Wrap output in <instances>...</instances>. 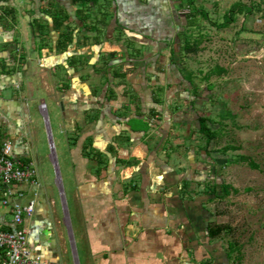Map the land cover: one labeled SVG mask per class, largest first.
Returning a JSON list of instances; mask_svg holds the SVG:
<instances>
[{"label": "crops", "instance_id": "obj_1", "mask_svg": "<svg viewBox=\"0 0 264 264\" xmlns=\"http://www.w3.org/2000/svg\"><path fill=\"white\" fill-rule=\"evenodd\" d=\"M99 2L106 3V12L114 15L99 44L90 39L92 32L86 31L89 39H83L81 30L79 42L83 39L85 44H71L56 52V41L63 28L53 30L49 18L40 12L45 9V1L0 0V148L9 143L12 158L31 162L35 167L36 142L29 127L28 102L37 100L38 110L46 115L50 139L46 96L61 108L59 120L66 137L70 140L67 132L80 131L77 139L70 140L69 152L76 184L73 203L84 247L82 264H227L228 253L216 241L218 236L208 235V210L202 208L199 198L182 195H187L185 191L193 189V184L205 180L204 164L184 155L177 139L170 144L171 136L178 135L172 128L181 127L186 132L197 120L195 104L191 106L196 97L194 89L175 74L176 70L182 73L180 56L175 61L171 59V49H178L175 44L181 42L184 19L181 15L173 17L167 4L174 3V10L179 12L177 0ZM34 20L46 24L42 37L36 31L32 38L30 22ZM70 27L76 30L73 23ZM160 27V48L169 47L170 64L165 66V55H159L157 67L149 66L150 73L127 71L124 80L114 79L118 83L117 93L109 103L95 107L98 99L102 100L100 88L106 71L115 70L105 67L101 55L114 61L108 67H116L130 46L119 40L122 31L130 35L129 42L133 44L136 38L132 36L152 37ZM174 28L176 32L171 30ZM86 66L91 71L83 77L81 70ZM154 69L161 71V79H155ZM57 75L60 78L56 79ZM181 75L185 77L184 73ZM96 79L103 80L99 89L88 84ZM155 81L160 82L159 88ZM132 88L137 98L130 105ZM175 100L187 103L183 113L172 112L174 107L170 106ZM154 108L162 114L153 116ZM108 110L112 118L102 115V111L108 114ZM87 143L94 149L89 155L84 151ZM49 146L56 166L52 140ZM98 160L106 162V166L98 164ZM183 161L192 169L184 168ZM180 168L183 171L177 172ZM56 174L59 175L57 169ZM35 178V184L13 186L14 192L22 193V202L35 198L34 212L24 221L29 230V248L35 256L63 264L66 247L53 196L41 184L37 170ZM184 186L187 188L182 192ZM2 195L0 184V199ZM12 228L10 207L0 203V230Z\"/></svg>", "mask_w": 264, "mask_h": 264}, {"label": "rangeland", "instance_id": "obj_2", "mask_svg": "<svg viewBox=\"0 0 264 264\" xmlns=\"http://www.w3.org/2000/svg\"><path fill=\"white\" fill-rule=\"evenodd\" d=\"M181 4L179 12L174 10V3L167 4V8L170 7L173 17L182 16L183 33L190 42L199 43L196 52L179 54V66L186 77L192 75L199 96L194 107L198 115L207 118V125L214 132L209 141L199 132L197 120L186 132L181 127L172 128V132L178 135L171 136L170 144L177 139L181 152L189 154L197 163H203L204 173L210 175L209 179L193 184V189L185 191L187 195H182L188 199L199 198L202 208L209 212L207 223L224 226L216 241L230 253L227 264H264V0H193L192 3L183 0ZM234 4L244 5V9L236 13L231 22L220 26L226 22L224 15ZM192 11L197 13L193 24L185 17ZM201 11L206 13V18ZM171 30L177 31L175 28ZM152 35L155 49H158L161 46V27ZM119 40L127 46L122 34ZM133 47L142 52L153 49L137 40H133L128 50ZM159 53L166 57L164 65L170 64L169 47L160 48ZM81 56L85 61L86 56ZM90 71L86 66L81 74L84 77ZM47 75L50 77L49 73ZM57 78L60 77L57 75ZM102 82L96 79L88 84L99 89ZM44 101L56 166L50 158L48 130L37 100L28 102L29 127L33 142H36L34 164L41 184L53 196V208L60 220L66 247L62 263L82 264L84 247L80 242L81 225L73 203L76 184L69 152L70 140L77 139L80 131L67 132L69 140L61 128V108L46 96ZM186 105V102L175 100L170 107H174L172 112L183 113ZM224 147L228 149L224 150ZM181 164L192 169L186 161ZM214 184L216 194L221 192L222 184L230 185L236 191L215 196L210 194ZM182 188L184 192L187 187Z\"/></svg>", "mask_w": 264, "mask_h": 264}, {"label": "trees", "instance_id": "obj_3", "mask_svg": "<svg viewBox=\"0 0 264 264\" xmlns=\"http://www.w3.org/2000/svg\"><path fill=\"white\" fill-rule=\"evenodd\" d=\"M45 1V9H43V11H40L42 14L46 15V18H49V21L51 23V25L53 26V30H59L60 28H63L59 35H58V39L56 41V45H55V50L56 52H60L64 49L67 48V46H70L71 44H77V45H83V43L85 44L86 40L83 39H89V36L86 35V31L88 32H92L93 35H91L90 39L92 40V42H96L99 44L100 40H102V38L105 37L106 35V26L109 24L111 18L114 16L113 14H108V12H106V3L101 4L99 2V0H43ZM189 1V3H192L193 0H187ZM183 2V0H177V5L179 6L182 5L181 3ZM103 6V8H102ZM244 9V5H240V4H234L231 6L230 10L224 15L225 18V23H223L220 26H223L225 24H228L229 22H231V20L234 19V15L236 13L241 12ZM247 11H250L249 8L247 9ZM10 12V11H9ZM8 12V13H9ZM51 12V13H50ZM195 12H189L185 14L186 19L189 21L190 23L193 24V20H194V16H195ZM201 15L206 16V13L201 11ZM116 19V17H115ZM73 23L75 25V29L76 30H72L70 27V24ZM101 24H104L105 27H101ZM46 24L44 23H37V20L31 21L30 22V26H31V30H32V38H34L36 36V31L39 32V37H42V31L44 29ZM84 30V35H82V40L79 42V38H78V33L79 31ZM35 34V36H34ZM123 37L124 40L126 42H128L131 45V42H129L130 35L127 34L126 32H123ZM121 35V34H120ZM108 36V35H107ZM121 37V36H120ZM133 39L136 38V40L138 42H140L141 44H143V46H147V47H152V50H148L146 52H142L141 49H135L136 47L131 48L130 50H128L127 54L124 55L123 58L120 57V59L118 60V63L115 62V65L117 64L118 66L116 67H108L111 64V60L110 58H103L104 56L107 55H101V60L103 61L104 65H106V68H115V70L113 72H108L106 71V80L105 82H103V86L100 92V96L98 99V101L96 102V104L98 106L95 107H102L105 103H109L110 99L112 98V96H114L116 92V88L118 86V83L114 82L115 78H119L120 80H124V74L127 73V71L131 72V71H142V73H150L147 70H149V66L153 65L154 68L157 67V63H159V59L158 56L160 55L159 50H160V46L158 47V49H155V45H154V39H152V37L149 35H139L138 36H132ZM138 37V38H137ZM179 39H180V43H178V49H175L174 47L171 49V59L172 60H176L177 57H179L180 53L186 52H196L197 51V46H198V41H193V43L190 42L189 37H187L186 35H184L183 31L180 33L179 35ZM34 41V40H33ZM142 41V42H141ZM42 45V44H40ZM140 53V54H138ZM162 57V56H161ZM160 57V58H161ZM114 63V61L112 62ZM114 65V64H113ZM155 65V66H154ZM74 67V66H73ZM159 67V66H158ZM119 68V69H118ZM160 68V67H159ZM215 69L218 70V72L221 71V69H218V67ZM215 69L213 71H215ZM75 70V68H73V71ZM153 74L156 80L161 79V71L160 70H153ZM175 74L178 77H181L180 80H185L188 82V84L190 86H192V88L194 89V95L196 97H194L193 101L191 102V106H193L195 104V100H197V89L196 86L193 83V80L191 79L192 75H188L189 77H184L183 75H181V71L180 70H176ZM153 76V75H152ZM176 77V79L178 78ZM157 85V88H159V81H155ZM184 84V83H183ZM136 90H138V88L135 87ZM132 92L134 93V96H132L129 100L131 101L130 105L136 102V92L135 90L132 88ZM160 90V89H158ZM159 99H155L154 101L157 102ZM158 103V102H157ZM101 105V106H100ZM91 107H93V105L91 104ZM103 114L102 115H107L108 117H111V113H109V110L107 111L108 114H104V111H102ZM162 114L161 110H157V109H153L152 110V115L153 116H157V114ZM99 115V114H98ZM101 116V115H100ZM115 116V115H114ZM112 118V117H111ZM117 121L119 120L118 117ZM155 118V117H154ZM194 118L197 119L198 121V125H199V132L203 133L208 140L210 141V139H212L214 137V132L211 131V129L208 127L207 125V118L201 115H198L197 112L194 115ZM153 123L156 122V120L152 121ZM0 139H1V134H0ZM85 153L86 155H89L92 150V148L89 147V143H87L85 146ZM1 149V148H0ZM228 147H224V150H227ZM240 158H247L244 156H241ZM120 162V160H119ZM98 164H104L106 166V162H102L100 160H98ZM252 165H254L253 163H251ZM101 169V168H100ZM100 172V170H98ZM210 175H206L205 180L209 179ZM212 176V175H211ZM215 185H212V188L210 189V194H214L215 196H225L227 194H229V192L232 191H236L234 190L230 185L227 184H222L221 185V192L216 194L215 192ZM208 235L210 237H216L218 236L221 231L224 229V226L222 225H210L208 224ZM230 255V253L228 254V256Z\"/></svg>", "mask_w": 264, "mask_h": 264}, {"label": "built area", "instance_id": "obj_4", "mask_svg": "<svg viewBox=\"0 0 264 264\" xmlns=\"http://www.w3.org/2000/svg\"><path fill=\"white\" fill-rule=\"evenodd\" d=\"M35 177L33 163L12 158L11 145L4 143L0 149V184L3 186L0 203L10 207L13 228L0 230V264H55L33 255L29 248V230L24 221L34 212L35 198L22 202V193L13 191L15 185L35 184Z\"/></svg>", "mask_w": 264, "mask_h": 264}, {"label": "water", "instance_id": "obj_5", "mask_svg": "<svg viewBox=\"0 0 264 264\" xmlns=\"http://www.w3.org/2000/svg\"><path fill=\"white\" fill-rule=\"evenodd\" d=\"M44 116H46L45 114H44ZM45 119H46V117H45ZM52 139L50 138V141H51Z\"/></svg>", "mask_w": 264, "mask_h": 264}, {"label": "clouds", "instance_id": "obj_6", "mask_svg": "<svg viewBox=\"0 0 264 264\" xmlns=\"http://www.w3.org/2000/svg\"><path fill=\"white\" fill-rule=\"evenodd\" d=\"M42 104H43V103H42ZM42 104H41V105H42ZM41 107H42V106H41ZM43 107H44V106H43ZM43 107H42V108H43Z\"/></svg>", "mask_w": 264, "mask_h": 264}]
</instances>
